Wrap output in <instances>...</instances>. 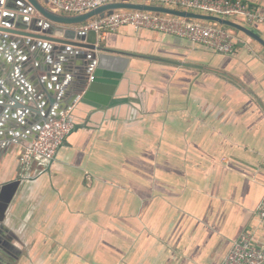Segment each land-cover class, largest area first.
<instances>
[{
    "label": "crops",
    "instance_id": "crops-1",
    "mask_svg": "<svg viewBox=\"0 0 264 264\" xmlns=\"http://www.w3.org/2000/svg\"><path fill=\"white\" fill-rule=\"evenodd\" d=\"M244 1L264 14V0ZM253 30L264 38V23ZM234 35L248 42L234 54L148 29L98 37L129 58L106 109L72 100L71 62L1 43L0 102L18 87L40 109L23 99L0 128V182L23 181L0 264H221L243 233L264 242V47ZM71 101L79 128L48 172L28 173L35 110Z\"/></svg>",
    "mask_w": 264,
    "mask_h": 264
},
{
    "label": "water",
    "instance_id": "water-1",
    "mask_svg": "<svg viewBox=\"0 0 264 264\" xmlns=\"http://www.w3.org/2000/svg\"><path fill=\"white\" fill-rule=\"evenodd\" d=\"M119 9L216 23L235 29L264 47V38L252 28L218 16L133 3L108 4L83 15L71 16L54 11L48 0H0V44L14 42L18 46L32 48L33 51L49 52L54 58L71 62L66 70L71 71L77 79L76 86L72 88L74 94L72 100H79L97 109H106L118 103L115 95L129 65V58L100 44L95 31H83L79 26L95 17L103 18L106 14L111 15ZM44 92L50 105L53 106L57 100L52 97V92L47 89ZM23 99L29 100L40 109V99L37 100L29 92L15 87L7 92L6 99L0 102L2 123L0 128L5 123V119L8 120L10 109L27 107L21 106L20 102L25 104ZM72 104L71 101L61 112L52 109L43 113L31 108L38 113L33 119L36 121L35 131L38 133L45 123L65 115ZM69 119L73 122L71 118ZM78 128V125L75 126V129ZM22 184L23 181L19 179L0 182V261L6 255V247L10 246L5 240L3 224Z\"/></svg>",
    "mask_w": 264,
    "mask_h": 264
},
{
    "label": "built area",
    "instance_id": "built-area-1",
    "mask_svg": "<svg viewBox=\"0 0 264 264\" xmlns=\"http://www.w3.org/2000/svg\"><path fill=\"white\" fill-rule=\"evenodd\" d=\"M48 2L54 11L71 16L83 15L108 4L133 3L218 16L252 29L264 23V14L244 0H48ZM122 27L148 29L178 36L222 54H234L238 44L248 46L246 39L234 35L232 31L216 23L137 10H115L111 15L106 14L103 18L95 17L89 20L80 25L79 29L95 31L100 38ZM74 129L75 124L64 115L45 123L37 138L20 152V164L28 173H31L34 165L39 167V175L46 173ZM257 215L264 225V197L257 208ZM221 264H264V242L257 244L251 232L243 233Z\"/></svg>",
    "mask_w": 264,
    "mask_h": 264
},
{
    "label": "trees",
    "instance_id": "trees-1",
    "mask_svg": "<svg viewBox=\"0 0 264 264\" xmlns=\"http://www.w3.org/2000/svg\"><path fill=\"white\" fill-rule=\"evenodd\" d=\"M223 28H225V29H232V28L225 27V26H223ZM233 30H235V29H233ZM235 31L238 32L237 30H235Z\"/></svg>",
    "mask_w": 264,
    "mask_h": 264
},
{
    "label": "rangeland",
    "instance_id": "rangeland-1",
    "mask_svg": "<svg viewBox=\"0 0 264 264\" xmlns=\"http://www.w3.org/2000/svg\"><path fill=\"white\" fill-rule=\"evenodd\" d=\"M230 31H232V32H234V33H237L235 30H233V29H229Z\"/></svg>",
    "mask_w": 264,
    "mask_h": 264
},
{
    "label": "flooded vegetation",
    "instance_id": "flooded-vegetation-1",
    "mask_svg": "<svg viewBox=\"0 0 264 264\" xmlns=\"http://www.w3.org/2000/svg\"><path fill=\"white\" fill-rule=\"evenodd\" d=\"M9 253H10V251H9ZM8 257H9V256H7V257H6V256H4V259H5V260H8V259H6V258H8Z\"/></svg>",
    "mask_w": 264,
    "mask_h": 264
}]
</instances>
